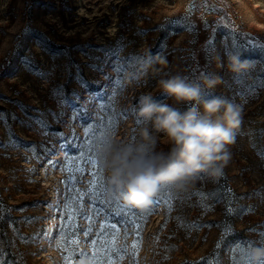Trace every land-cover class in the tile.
Wrapping results in <instances>:
<instances>
[{
    "label": "rangeland",
    "instance_id": "374dc122",
    "mask_svg": "<svg viewBox=\"0 0 264 264\" xmlns=\"http://www.w3.org/2000/svg\"><path fill=\"white\" fill-rule=\"evenodd\" d=\"M232 55L248 70L230 72ZM148 56L167 64L126 83ZM204 73L221 78L206 96L241 108L222 174L161 184L145 208L128 205L101 143L136 141L141 95L173 103L160 78ZM90 148L95 164L78 159ZM257 245L264 0H0V264H248Z\"/></svg>",
    "mask_w": 264,
    "mask_h": 264
},
{
    "label": "clouds",
    "instance_id": "9594fccd",
    "mask_svg": "<svg viewBox=\"0 0 264 264\" xmlns=\"http://www.w3.org/2000/svg\"><path fill=\"white\" fill-rule=\"evenodd\" d=\"M157 64L165 66L167 61L146 57L125 73L126 83H137L150 71L159 73ZM227 68L238 75L248 70V65L232 55L227 57ZM220 80L210 73L196 78L181 74L160 78L162 95L173 103L157 100L150 93L141 95L135 115L142 126L136 141L110 137L106 144L101 143L111 188L120 190L128 205L145 208L161 184L183 189L200 174L212 179L222 174L241 124V108L227 98L205 95ZM261 261L264 246L257 245L250 250L248 264Z\"/></svg>",
    "mask_w": 264,
    "mask_h": 264
},
{
    "label": "snow or ice",
    "instance_id": "6c2138e0",
    "mask_svg": "<svg viewBox=\"0 0 264 264\" xmlns=\"http://www.w3.org/2000/svg\"><path fill=\"white\" fill-rule=\"evenodd\" d=\"M116 70L119 73L123 70V68H122V66L118 65ZM114 123H115V116L109 118L107 125H105L103 122H101V124L98 125V127L102 129V131L100 132V135H103L105 133H110ZM78 159H83V160H85L86 163L95 164V162H96L92 156V149L91 148L89 149V155H81ZM70 162H71V164L74 165L75 159H72ZM77 170L79 171V169H77ZM97 203H98V201H97ZM120 214H121V216H124L123 211ZM132 222L133 221H131V220L126 221V223H128V224H131Z\"/></svg>",
    "mask_w": 264,
    "mask_h": 264
},
{
    "label": "trees",
    "instance_id": "16d2710c",
    "mask_svg": "<svg viewBox=\"0 0 264 264\" xmlns=\"http://www.w3.org/2000/svg\"><path fill=\"white\" fill-rule=\"evenodd\" d=\"M105 206V205H104Z\"/></svg>",
    "mask_w": 264,
    "mask_h": 264
}]
</instances>
